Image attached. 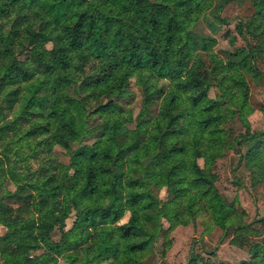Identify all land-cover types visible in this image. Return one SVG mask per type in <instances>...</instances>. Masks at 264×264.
<instances>
[{"label": "trees", "instance_id": "obj_1", "mask_svg": "<svg viewBox=\"0 0 264 264\" xmlns=\"http://www.w3.org/2000/svg\"><path fill=\"white\" fill-rule=\"evenodd\" d=\"M227 1L0 0V223L6 226L0 235V264H46L56 253L93 248L95 240L100 245L93 258L133 264L162 229L160 219L179 221L178 206L186 201L192 215L196 200L224 235L240 228L233 205L197 157L205 163L209 149L227 142L218 130L232 113L231 104L244 127L231 140L264 148V130L251 132L243 118L246 94L231 90L242 85L238 69L251 60V49H236V61L222 60L209 51L212 36L189 28L202 12L217 22L227 20L220 15ZM252 2L254 29L264 48V0ZM242 25L239 20L235 25L241 36ZM45 39L52 41V51L44 47ZM17 42L20 48L30 46L31 61L17 57ZM89 61L93 64L86 71ZM131 76L142 86L146 107L130 129L123 125L118 98ZM215 77L230 79L224 100L207 95ZM91 100L94 105L86 109ZM147 104L156 105L153 115L147 114ZM261 110L264 114V106ZM92 114L100 121L88 127ZM96 129L92 142L71 147ZM194 135L201 141L193 142ZM54 143L67 150V165L51 158ZM22 146L43 151L51 162L33 181L19 165L28 158ZM258 155L260 150L248 151L245 157ZM4 181L14 190L3 187ZM160 184L169 196L156 202L152 186ZM14 195L23 201L16 209L4 203ZM95 197L101 203L92 202ZM21 210L30 214L22 216ZM71 210L76 220L64 230ZM125 211L126 219L119 222ZM54 228L60 232L58 241L49 238ZM40 245L42 253H28ZM74 260L70 257L69 264ZM239 264H264V242Z\"/></svg>", "mask_w": 264, "mask_h": 264}, {"label": "rangeland", "instance_id": "obj_2", "mask_svg": "<svg viewBox=\"0 0 264 264\" xmlns=\"http://www.w3.org/2000/svg\"><path fill=\"white\" fill-rule=\"evenodd\" d=\"M254 12V15H253ZM220 15L227 20L217 22L213 19L211 13L202 12L195 17V21L189 28L195 29L206 36H212L214 41L209 46L216 57L222 60L234 59L238 60L239 54L233 52L241 48L242 53L251 49V60H246L245 67L239 68L238 72L242 76V85L238 89L232 88L233 93L242 95L246 94V106L243 107V118L246 120L251 132L264 130V114L261 108L264 106V48H260V37H257L256 14L252 0H228L220 11ZM13 14L5 25H8L14 18ZM242 21V34L236 31V22ZM33 27L37 28L38 24L33 21ZM22 39H25L23 36ZM44 47L48 51H52V41L43 40ZM17 42L14 45V52L20 59L31 61L30 46ZM259 47V48H258ZM206 65L208 64L207 56H204ZM33 63V62H32ZM93 64L89 61L86 65V71ZM211 64V62H210ZM236 76V72H234ZM167 80H159L166 82ZM230 79L218 80L215 77L211 80L207 87V95L210 98L224 100V84ZM222 84L221 87L218 86ZM73 84H71L72 87ZM72 94L74 92L71 88ZM122 104L121 115L126 117L123 125L126 128H133L137 114L143 110L145 100L143 99L142 86L136 84L134 77H129L128 87L125 93L118 98ZM94 102H86V109L91 108ZM156 105L147 104V114L153 115ZM232 113L227 114L220 122L218 132L221 137L227 141L221 143L212 149H209V154L203 163L202 157H197V162L204 165L214 175V185L224 195L226 200L231 203L235 209L233 220L238 229L227 230L226 234L222 233L220 227L213 223L209 213L193 204V214H190L189 207L186 206L187 201L183 205L178 206L179 221L167 220L162 217L161 228L157 229L152 240L149 242L147 249L144 250L141 256L137 257L133 264H239L242 260L248 259L252 255V249L255 245L261 247L264 242V176L261 174L264 170V148L253 141L249 143H235L232 137L243 132L242 126L237 113H235V105H229ZM5 114L12 116L13 111L7 110ZM100 121L96 114H92L87 118V126L92 127ZM99 129L93 130L81 136L80 140L72 141L71 147H75L79 143L92 142ZM10 138H14L13 133H8ZM193 142L201 141L202 137L194 135ZM237 149L240 150L239 157ZM260 150L259 157H245L247 152L256 153ZM23 153L28 155V158L21 162V170L27 178L33 180L42 176L43 169L51 162L44 160L45 153L36 151L26 146H22ZM51 158L61 164L69 163V155L65 148L58 144L51 145ZM3 187L9 190H14L15 185L9 181L3 182ZM152 192L155 201L161 202L169 196V192L165 185L152 186ZM92 202L101 203L99 197L92 199ZM4 203L10 208L18 207L23 204V201L16 195L4 199ZM198 208L196 209V207ZM23 215H29V210L20 212ZM127 212L118 220L122 222L126 219ZM76 220L74 210L64 219L63 229L67 230L72 227ZM248 223L247 227L242 226ZM91 228V227H90ZM6 231V226L0 223V235ZM96 233V232H95ZM49 238L52 241L60 239V232L57 229H52L49 233ZM99 241L93 242V248H81L68 251L67 254H54L51 261L46 264H69L68 259L74 257L73 264H110V259L105 256L99 259L93 258L97 253ZM92 249V250H91ZM44 251V247L40 245L34 250H29L30 255H39Z\"/></svg>", "mask_w": 264, "mask_h": 264}]
</instances>
